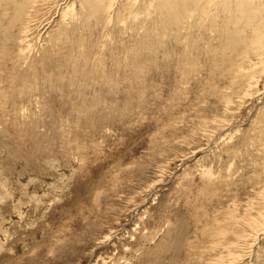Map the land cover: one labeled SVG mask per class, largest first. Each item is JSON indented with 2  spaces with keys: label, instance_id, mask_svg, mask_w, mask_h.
Here are the masks:
<instances>
[{
  "label": "rangeland",
  "instance_id": "1",
  "mask_svg": "<svg viewBox=\"0 0 264 264\" xmlns=\"http://www.w3.org/2000/svg\"><path fill=\"white\" fill-rule=\"evenodd\" d=\"M0 264H264V0H0Z\"/></svg>",
  "mask_w": 264,
  "mask_h": 264
}]
</instances>
